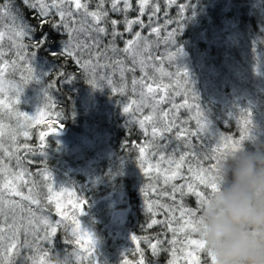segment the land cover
<instances>
[{"label":"trees","instance_id":"1","mask_svg":"<svg viewBox=\"0 0 264 264\" xmlns=\"http://www.w3.org/2000/svg\"><path fill=\"white\" fill-rule=\"evenodd\" d=\"M133 1L136 5L126 13L127 18H140L144 20L145 25H148L147 12L145 11V15L140 17L138 0ZM218 1L172 0L171 3L169 0L151 1L150 3L159 4L160 7V11L157 13L159 18L157 24L158 27H161L158 37L159 49H161L159 53L162 51L163 56L168 58L165 49L174 44L166 46L164 40L168 32L179 29L183 22L174 43L178 47L186 48L189 53L192 51L190 41L194 40V47L204 58H220L227 61L224 67L228 72L225 73V71L223 74L234 76L232 68H228L230 65L241 71L250 68L254 60L261 64L264 58V0H222L220 4L217 3ZM14 4L16 11L24 16L29 24L35 26L38 23L35 13L31 9L24 8L20 0H14ZM181 6H184L183 12ZM104 8L109 11V19H117L121 22L117 25V30L123 32L124 35L122 38L116 39V46L119 49L125 47V41L131 39L135 32H146L149 29L133 24L132 32H126V26L119 13L110 10V2H107ZM147 9L150 10V6L147 5ZM58 19L56 11H51L47 17L50 22H57ZM169 20L173 23L168 24L167 21ZM107 27L111 31L112 26L108 24ZM37 31H41V29H37ZM42 31L49 37L47 44L40 49L30 47V50L36 51L39 56L52 62L45 80L48 83H54L56 87V91L50 94L54 106L39 121L41 124L38 122L39 124L30 127L26 141L20 143L21 145H28L32 150L31 152H28L24 146L20 147L18 152L14 151L8 142L10 148L6 150L16 152L21 158V165H17L14 157L7 156L4 148H0V157L4 161H8L16 173L24 172L23 181L20 182L19 187L23 186L28 193L29 189H32L34 198L40 201L39 205L30 203L29 209L47 217L53 224L55 221L61 220L51 243L48 241L43 243V250L49 255L47 258L49 257L48 259L53 264L52 261L58 252L67 255L70 252H79L85 249L83 247L87 241L84 238L87 236L85 224L83 222L80 224L83 232L77 230L76 236H73L71 232V229L75 227L74 221L77 220L74 216L78 214V218L90 220V233L102 241L104 249L100 250V258L97 260L103 261L104 264H125V261L129 264H137L141 258V251L144 254L145 264H157V260L158 264H167L169 260L173 259L171 254L173 248L177 249L176 264H186L187 252L189 251L193 252L194 257L199 260V264H211L210 255L206 248L197 249L195 246L187 244L188 239H201L198 233L192 232L187 226H185L184 232H176L175 244L165 243L163 249L160 250L159 257H154L148 246L149 240L156 243V239H153L156 237L171 242L173 234L162 224L153 225L151 228L148 225L152 219L164 221L172 219L173 215L177 217V220H172V228L178 229L183 224V220L178 222L179 209L173 213L167 208L161 207L162 205L175 207V205L171 196L163 195L160 190L170 191L171 184H185V177L190 174L186 164L182 166L179 178L165 184L164 174L168 168L167 159L175 158L178 160L180 154L194 150L199 165H196V161H192L193 166L207 169L214 162V157L218 154L217 149L223 146L219 142L209 139L210 134L205 130L200 133L199 138H193V148L191 149L186 146L184 140L176 138L178 128H174L171 133H165L164 139L159 137L154 139L150 131L143 132L138 122L127 118L123 112L128 100L125 97L127 95H124L123 92L121 95L117 93L114 97L117 99L118 105L108 109L103 108L100 112L90 108L87 112L81 111L79 116L75 118L72 115V101L78 102L80 90L89 81V77L87 73L81 71L72 58L53 55V53H59L62 50L59 43L65 37L63 30L51 31L50 25L45 24ZM195 35H201L202 38H198V36L196 38ZM203 35L206 36L205 39ZM216 35L226 39L224 44L226 47L215 46L214 40L211 41L210 39ZM104 38L107 45L111 36ZM39 39V36L23 38L28 45L37 44ZM226 53L228 56H225ZM122 58L125 69L135 68V71H125V74L128 72V79L129 73H135L136 76L142 73L127 54L121 52L119 59ZM193 62L199 65L198 61L193 60ZM167 64L166 68L171 71V74L176 73L178 68L181 73L183 67L189 69L188 65L181 63L172 64L167 61ZM59 67H64L65 77L69 74L75 75V77L66 79L61 83L57 76L60 71ZM174 77L175 75L168 79L162 78V82L145 78L146 82L154 86L155 82L159 83L158 86H167L161 90L162 95L166 94L164 102L161 103L165 111H168L169 106L167 100L178 90L177 86L172 85V83L182 79V75L177 78ZM72 80L73 82H71ZM197 82L199 83L196 87L198 89L194 91L197 98L192 95L188 87L186 89L189 91L187 95L184 94L185 98L174 100L176 105H179L180 101H187L190 106L199 104L207 112L208 124H213L216 129L222 132L224 137L240 138L241 135H244V126L241 121L244 110H240L236 105L243 106L244 103L250 102L249 94L255 92V87L247 83L248 94L243 97L244 100L240 101L242 103H238L237 97L240 96V93L237 89H234L233 93H229L235 102H228L217 99L210 89L200 86V79H197ZM227 83L231 87L225 85V91L234 86V80H229ZM261 84L264 86V78L261 79ZM77 85L79 86L76 87ZM255 98L258 102L255 103L257 106L251 104L252 115L256 116L257 114V116L264 117V88H259V94ZM245 110L248 109L245 108ZM139 115H142V112L138 111L137 116ZM187 115L183 110L180 121L177 120L175 123L180 127L195 131L197 124H180L181 121H185ZM254 119L259 120L258 117ZM46 120L63 124L65 127L60 133L47 135L45 145L41 147V130L49 125L43 124ZM159 125L161 127V124ZM68 132L73 133L75 138L70 141H62L61 136L66 138L64 134ZM83 134H87L89 137L86 143L80 139V135ZM101 137L104 143L97 144L95 140ZM251 137L257 139L255 141L257 144L247 139L242 146L250 150L264 148V140L262 139L264 133H259V124L258 127L252 124ZM155 144L167 145V148L162 153H157V149L153 146ZM74 146H79L81 149L72 152ZM140 147L145 149L144 165L148 169L147 173L140 166ZM148 149L150 152L146 153ZM153 153L157 154L153 155ZM228 153H225L219 162ZM160 154L164 155L165 161L160 160ZM157 165H159V170H157ZM218 167L219 163L215 173L217 176ZM47 173H51V176L47 177ZM167 175L170 176L171 171H167ZM220 179L221 177L218 176V184ZM26 181L29 184L28 188L25 186ZM191 182L198 187V190L205 192L208 199L215 194L211 193L210 188L199 185L198 181L192 180ZM142 189L148 193L147 196L144 195ZM185 192H187L186 188ZM82 200H87V204L79 205L78 202ZM57 202L60 205L59 212L56 211ZM150 202L153 203L151 213L147 207ZM176 203H182L186 209L195 210L196 219L201 214V208L195 196L185 195L183 198L177 196ZM118 207L125 209L121 220L113 217L114 209ZM81 209L83 210L82 215ZM187 218L185 217V219ZM38 232L40 236L45 234L44 229L39 228ZM133 235L138 237L139 244L132 239ZM77 237L80 238V245L75 243ZM26 239L32 241L33 237L26 235L24 238H19L17 248L13 250L14 254L11 256L12 264H33L30 259V253L33 249L22 246ZM96 251L98 252V250ZM23 254H26V257H23ZM83 258L85 259V256ZM92 263H95V260L85 259L84 264ZM76 264L83 263L80 260ZM187 264H192L191 257H187Z\"/></svg>","mask_w":264,"mask_h":264},{"label":"snow or ice","instance_id":"2","mask_svg":"<svg viewBox=\"0 0 264 264\" xmlns=\"http://www.w3.org/2000/svg\"><path fill=\"white\" fill-rule=\"evenodd\" d=\"M171 3L172 0H169ZM20 3L24 8L31 9L35 13V18L38 20V23L33 26L29 24L24 16H21L19 12L16 11V6L14 4V0H0V16H9L11 21L14 23L19 20L18 28L12 30V36L9 37V40L12 42V45L15 49H18L14 52V55L17 57V60L23 62L26 65L27 76L22 77L24 82H29L34 78L35 68L33 67V59L35 57L36 51L28 52L26 51L29 47H34L40 49L44 47L48 42V35L45 34L42 29L45 24L50 25L51 31H61L63 30V34L66 39L62 42V50L59 53H53V55L61 56V57H70L73 61L80 67L81 71L87 73L89 82L93 85H97L98 72L96 69L100 68V60H109L112 61V67L119 66L120 68V77L123 78L125 71H135V68L125 69L123 67V61L115 59V56L121 52L128 54L132 57V62L134 65H138L140 69L144 72V78L140 80L133 79V91H135L136 86L139 85L141 88L140 91V101L137 103L133 101L132 104L136 105V110L142 112L144 108H151L152 113L156 114L158 112V106L164 102L166 94L161 95L159 99L156 98L157 92L161 91V88H166V85L153 87L151 83H145V78L148 77L147 68L149 67V62L153 59L151 54L149 53V49L152 45L149 43L147 37H142L139 31L135 32V38L129 39L125 41V47L123 49H119L116 46V39L118 37L122 38L124 33L117 30V25L121 23L116 19H109V11L104 8L105 0H98L96 4V10H89L90 0H52V3H46L45 0H20ZM111 8L110 10L114 13H127L132 10L133 0H110ZM121 5H123L121 7ZM148 5V0H138L139 6V16L143 17L145 15V8ZM50 9H55L56 14L58 15L57 22H50L47 20L49 16ZM22 11V9H21ZM160 7L159 4H155V6L151 9L152 15L148 17L149 24L145 25L144 20L137 18L134 20L128 19L125 15V19L123 23L125 24V31L132 32L133 24L139 25L141 28L148 27L151 29V33L155 34L159 37L160 29L157 27H152V18L157 13H159ZM181 11H184V6H181ZM183 21V18H182ZM168 24L173 23V21H167ZM110 24L112 26L111 31L107 25ZM183 26V22L180 25L179 29H173L168 32L167 37L164 42L165 45H173L175 42V38L177 34L180 32ZM37 29H41V31H37ZM30 36H39V42L35 45H27L18 43L19 40L23 38H27ZM111 36V40L107 45L103 43V38ZM4 33L0 32V40H3ZM13 37L15 39H13ZM83 37V39H82ZM86 41H91L86 42ZM2 47V46H0ZM103 48V51H101ZM182 49H175V51L168 52V59L175 60V57ZM111 54V56H109ZM5 53L0 50V92H3V78L5 74L12 70L16 69L17 60H6L4 59ZM84 57H87L85 59ZM108 65H103V67H107ZM154 67V65H152ZM170 75H182L184 78L185 84H189V76L187 69L181 70L178 68L176 73ZM60 77H65L64 72H59ZM75 75L69 74L64 80L69 78H74ZM113 82L111 79L108 80V84L111 85ZM53 85L49 84V88H52ZM117 89L113 88V92H116ZM120 92H123V88L119 89ZM188 89H186L185 95L188 94ZM192 95L197 98L196 94L193 92L192 88L190 89ZM20 93L21 87L16 86L13 95L16 97L14 101L9 104H6L3 99H0V106L5 107L10 112L14 111V105H18L20 103ZM48 100H51V97L48 96ZM177 107H189L187 101H185L184 105L176 106L173 105V109ZM131 105L124 106L123 111L125 113H130ZM197 117L196 124L197 128L195 131H190L187 128L180 127L175 123L177 117L175 112H173L171 119H169L168 112H162L159 114V123L161 127H157V119L154 118L153 115L143 116L142 119L138 120L139 127L147 132V128L145 127L146 123H150L151 127V135L155 139L159 137L160 139L165 138V133H171L174 128H178L179 130L176 132V138L182 139L185 141V144L188 148H193L192 141L193 138H199L200 133L207 128V121L204 116L203 111L199 104L195 105ZM244 115L241 117L242 123L244 126V135L240 136L239 140H231L229 138H221L223 140V147L217 149V155L214 157V162L211 163L210 167L205 169L203 167H195L192 164V161H196V165H199V160L197 159V154L193 150L192 152H184L179 155V159L175 158L167 159L166 163L168 168L164 174V183L169 184L170 181L175 180L181 176V168L187 164V171L190 174L188 177H185V184L177 185L171 184L170 191L160 190L165 196L170 195L175 207L169 205H162L161 207L167 208L170 212H175L179 209V220H183V224L180 227L172 228V220H177L175 215L172 216V219L158 221L156 219H152L151 223L148 225L151 228L153 225L162 224L167 227L173 234V239L171 242L160 240L156 237V243H152L149 240V248L152 251L154 257H159L160 250L163 249V245L165 243L175 244V234L177 231L184 232L185 226L191 229L192 232L199 234V225L198 219H196V212L192 209H186L183 207L182 203L177 204L176 199L177 196L183 198L185 195L195 196L199 202V206L202 209L204 204L207 203L208 197L205 195V192L198 190L197 186L191 182L192 180L198 181L199 185H204L210 188L212 194H214L219 189L218 184V176L215 174L217 165L219 163L220 158L230 151L238 150L243 142L250 138V132L252 127V112L251 110H244ZM18 116H23L25 119L28 118V114L17 113ZM133 118L135 119V114H133ZM187 123L186 121H181V124ZM2 125H0V129H2ZM26 127V125H25ZM0 135H2V131H0ZM17 132H11V139L15 141ZM47 134L41 132L40 140L43 142L45 136ZM23 136L28 137V131H23ZM157 149V153H162L164 149L167 148V145H153ZM2 147V145H0ZM43 147V145H42ZM24 148L31 152V148L28 145H24ZM19 149H17V152ZM140 152V166L144 169L145 173H147L148 169L145 168L144 165V152L145 149L143 147L139 148ZM5 153L9 157H14L17 165H21V158L16 152H8L5 150ZM153 153V155L157 154ZM160 160L165 161L164 155L160 154ZM174 166V168H173ZM157 170H159V165L156 166ZM167 171H171V175H167ZM0 172H5L7 176L12 177V179H5L4 183L0 185V220L3 223L7 224V227H0V264H12L11 255L13 250L17 248V244L19 242V233L21 228L23 229L26 235H30L33 237L32 241H28L27 239L23 241V247L31 248L33 243L39 239L41 241H48L51 243L52 238L55 237L57 233V227L61 224V220L55 221L53 224L47 217H39L37 218L36 213L32 212L31 209H28L26 214L23 206L16 200L12 199V196L20 197L23 200H28L33 205H39L40 201L34 198L33 190L29 189V195L24 196V194L17 190V183L23 181L24 172L20 173L12 172L4 163L3 160H0ZM47 177L51 176V173L46 174ZM185 188L187 192H185ZM142 192L145 196L148 195L144 189ZM158 193V194H160ZM82 204H87V200H82ZM148 211L151 213L153 210V203L148 204ZM60 205L59 202L56 203V211L59 212ZM24 214V215H22ZM83 214V210L81 209V215ZM63 215V214H61ZM167 215V213H165ZM185 217H188L185 219ZM75 227L71 229L72 235H77V230L81 229L80 221H74ZM43 226L44 235L41 237L39 235L38 229ZM67 230V228H66ZM89 243L91 244L90 251H94L96 247V240L92 233L87 234ZM132 239L137 241L139 244L138 237L133 235ZM70 242V241H69ZM77 245H80V238L77 237L75 240ZM188 245H193L197 249H204L205 243L202 239H188ZM159 245V248H158ZM172 257L173 259L169 260L167 264H176V254L177 249H172ZM210 255L211 264H216V258L214 254L208 251ZM44 256H47V253H44ZM70 264H76L77 261L82 260V254L80 252H70L67 254ZM140 260L137 264H145L144 254L141 251ZM187 257L192 258V264H199V260L194 257L193 252H187ZM186 257V264H187ZM95 260V264H99V261L93 257ZM38 264H48L45 261L44 257H40ZM125 264H129V262L125 261ZM158 264V260H157Z\"/></svg>","mask_w":264,"mask_h":264},{"label":"rangeland","instance_id":"3","mask_svg":"<svg viewBox=\"0 0 264 264\" xmlns=\"http://www.w3.org/2000/svg\"><path fill=\"white\" fill-rule=\"evenodd\" d=\"M151 1H153V0H148V6H150V10H148V9L146 10V8H145V11L147 12V16H146L147 19L149 16L152 15L151 9L155 6V4L153 5V3H150ZM221 1L222 0H219L217 3L220 4ZM45 2L51 4L52 0H45ZM57 2H58V0H57ZM82 2H83V0H82ZM107 2H110V0H105L104 7H105ZM97 3H98V0H90L89 10L90 11L96 10V4ZM134 5H136V4L133 1V6ZM122 6L123 5H121V7ZM51 11H55V9H50V12ZM125 15H126L125 13H119V16L123 20L125 19ZM131 20H134V18H132ZM158 21H159V18L156 14L152 18V22H151L152 27H157V28L161 29V27H158V24H157ZM19 23H20L19 20L15 21L13 23L9 16H0V32L4 33L3 40H0V46H2V47H0V50H2L5 53L4 59L9 60V61L17 60V57L14 55V52L17 51L18 49H15L13 47L12 42L9 40V37L12 36V30L18 28ZM147 24H149V19H148ZM111 29H112V27H111ZM199 34H201V33H199ZM141 36L147 37L149 43L152 45V47L149 49V53L151 54L153 59L149 62V67L147 68L148 77H150L151 81L155 80V81L162 82L161 81L162 78L168 79V78H170V76H174V75H170L171 71L166 68V65H168L167 61H170L172 64H175V63L180 64L181 63L182 65H188V67H189V69H187L186 67H183V69H187L188 76H189V84H185L183 77H182V79H179L175 83H172V85L177 86L178 90H176L177 92H174V94H172V96L170 98L168 97L169 98L167 100V104H169L168 109H167L168 111H165L164 106H161V104H160L158 106V112L156 114H153L151 108L149 107V108H144L142 111V115L137 116L138 111L136 110V105L132 104V102L136 101L137 103H139L141 88L139 85H137L135 91H133L132 80L133 79L140 80L141 78H144V72L140 69V67L138 65H136V66H138L139 71L142 73H139V75H137V76L135 73H129V79H130L129 80L127 77L128 72L126 74L124 72V76H123V78H121L120 74H119L120 73L119 66L112 67V61H111V59H109V60H100V65H102V66L100 68L96 69V71L98 72V76L96 77L97 85H93L89 81L86 82L84 87H82V89L80 90L81 92H80V95L78 96V102H76L74 100L72 101L73 102L72 115L75 118H77L79 116L81 111L87 112L88 110H90V108H93L94 111L100 112L101 109H103V108L108 109L110 107H114L115 105H118V101L114 97L116 96L117 93H119V95H121L122 92H120L119 89L123 88V94L127 95L125 97L128 99L127 104L125 106L131 105L129 114L125 113L123 111L125 113V115L127 116V118H129V119H132V120H135L136 122H138V120L142 119L143 116L153 115L154 118L157 119V125L156 126L160 127V125H159L160 124L159 123V114L160 113L168 112L169 113V119H171L173 112H175V115L177 117L176 121L177 120L180 121L181 112L184 110L188 114L186 116V119H185V121L187 123H185V124H196L197 112H196V108L194 105L190 106V103L187 102L189 107H177L176 109H173V105H176V103L174 102L175 99L179 100L181 98H185L184 94H185L186 88L189 87V90L192 88L193 92L198 89V88H196L197 85L199 84L197 82V79H200V82H201L200 86H202V87L204 86V87L210 89V91H212V93L215 95V97L217 99H220V100H225L228 102H235V100L232 99L231 96H229V93H233L234 89H237L240 93V96L237 97L238 103L241 100H244L243 97L248 94L247 83H250L252 86L255 87V92L249 94L250 102L244 103L243 106L240 104H238L236 106L240 110H245V108H247L248 110L252 111L251 104L255 105V103L258 102L255 97L258 96V94H259V88H264L263 84H261V79L264 78V58H263L261 64L257 60H254V61H252L250 68L245 69V70H241V71H239V69H234L233 65L229 64L230 66H228V68H232L233 73H234V76H231V75L223 74V72H225V71H226L225 73L228 72L224 67L227 61H224L220 58H218V59H216V58H204L202 56V54H200L197 51V49L194 47V42H195L194 40L190 41L192 51L191 52L189 51V53L186 50V48L178 47L175 43L172 47H168L167 49H165L167 55H168L169 51H175V49H178V48L182 49L178 53V55L175 57V60H169L167 58V56H165V57L163 56L162 51H161V53H159V50H161V49H159L160 41L155 34L151 33L150 28L146 32H141ZM197 36L198 35H195L194 37L197 38ZM205 37L206 36H204L203 38L205 39ZM134 38H135V34L133 35V37L131 39H134ZM198 38H202V36L199 35ZM13 39H15V38L13 37ZM62 39L63 40L61 41V43H59L60 47H62V42L66 39V37H64ZM82 39H83V37H82ZM210 40L211 41L214 40L216 47H226L224 45L226 39L225 38L222 39L220 35L212 36ZM86 42L90 43L91 41H86ZM105 42H106L105 38H103V43L105 44ZM18 43L27 44L23 39L19 40ZM30 49L31 48L29 47L26 49V51L32 52ZM101 51H103V48L101 49ZM109 56H111V54H109ZM119 56H120V53H119ZM119 56L116 55L115 59L123 61V58L119 59ZM225 56H228L227 53L225 54ZM84 58L87 59V57H84ZM129 58L132 59L131 56H129ZM162 58H164V59L162 60ZM193 60L198 61L199 65H196L193 62ZM51 64H52V62L50 60H46L45 58H43L42 56H39L36 53L35 57L33 59V67L35 68V75L31 81H29V82L23 81L22 77L27 76L26 65L19 60H17V63H16V69H18V70H12V71H9L5 74V76L3 78V92H0V99H3L6 104H9L12 101H14L16 97L13 95V93L15 91L16 86L21 87V93H20V103L18 105L13 106L14 111L10 112L5 107L0 106V125L3 126L2 129H0V131H2V135H0V145H2V147H0V148H4L5 150L7 148H10V147H8V142H10L12 149L14 151L15 150L17 151V149L20 150V147L24 146V145H21L20 143H22V141H26V139H27V137L23 136V131H28L30 129V127L34 124H39L40 123L39 121L43 118V116H45L48 113V111L50 110V108H52L54 106V103L52 101L53 99L48 100V96L51 97L50 94L54 93L56 91V87H55L54 83H48L45 80V77L48 74L47 72L50 71ZM103 65H108V66L103 67ZM152 65H154V67ZM190 69H191V71H190ZM177 77L178 76L175 75L174 78H177ZM63 79H65V77H63ZM63 79L60 80L61 83H62ZM109 79H111L113 82L111 85L108 84ZM146 79H149V78H146ZM146 79H145V83H149V82H146ZM229 80H234V86L225 91L226 86L231 87V85L229 83H227V81H229ZM71 82H73V80ZM49 84H52L53 87L49 88ZM69 84H70V82H69ZM158 85H159V83L155 82V86L153 85V87H157ZM113 88L117 89V91L113 92ZM161 90H162V88H161ZM172 92H173V90H172ZM160 95H162V91L157 92L156 98L159 99ZM123 100H125V99H123ZM240 103H242V102H240ZM184 104H185V101L184 102L180 101L179 105H176V106H181ZM95 106H98V107H95ZM255 106H257V105H255ZM201 110L203 111L204 116L206 118L207 128H209L208 131H207V128L205 130V132H208L210 134L208 136L209 139H213V140L219 142L220 145H222V146H223V144H222L223 140L221 139L222 137L223 138H229L231 140H239L240 139L237 137H224L222 135V132H220L219 129H216L213 126V124H208L209 120H208V117L206 116L207 112L204 111L203 108H201ZM24 112H26L28 114L27 119H25L23 116L17 115V113H24ZM133 114H135V117H136L135 119L133 118ZM256 117H258V119L260 121L256 120V119H252V124H255L257 127L259 124V133L263 134L264 133V117H261L260 115L257 116V114H256ZM252 118H254L253 115H252ZM43 124H49L48 127L57 126L59 128L57 133H60L62 130H64V127H65L63 124H59V123L57 124V122H53L50 120H48V121L46 120L45 123H43ZM180 124H181V122H180ZM25 125H26V127H25ZM48 127H46V128H48ZM145 127L147 128V132H149V131L151 132L152 125L150 123H146ZM13 131L17 132L15 141H13L11 139V132H13ZM41 132H42V130H41ZM143 132H144V130H143ZM64 136L66 138H64L63 135L61 136L62 141H64V140L70 141V140H73L75 138V135L71 132L64 134ZM80 136H81L80 139L82 141H84V143H86L89 140V137L87 134H83ZM262 139L264 140V137H262ZM249 140L254 141V142L257 141V139H254L251 137V132H250ZM16 142L19 143L20 145L17 144ZM95 142L97 144L104 143V141L102 140V137L97 138L95 140ZM254 144H257V142H255ZM12 149H11V151H13ZM79 149H81L79 146H74L72 152H74V151L77 152ZM108 151H109V149H108ZM149 152H150V150L148 149L146 153H149ZM72 154H74V153H72ZM0 160H3V159L1 158ZM4 163L12 172L16 173V170L11 167V165L8 161L5 160ZM5 179H12V177L7 176V174L5 172H0V185H2L4 183ZM26 183L27 184L25 186L28 188L29 184L27 181H26ZM20 184H21L20 182L17 183V190L22 192L24 194V196H28L30 193H28L23 186H21V188H20L19 187ZM11 198L18 201L23 206V208L25 210V214H26L27 210L29 209L28 205L31 202L28 200H23L20 197H16V196H12ZM78 203H79V205L82 206L81 202H78ZM81 206H80V208H81ZM124 210L125 209L119 208V207L115 208L114 213H113V217L115 216L116 219L121 220L123 218V211ZM22 215H24V214H22ZM36 216H37V218L43 217L39 213H36ZM78 216L79 215L77 214L76 216H74V218L79 220L80 224L82 222L85 224L86 234L91 232L90 220H88V219L85 220V218H78ZM0 227L6 228L7 224L3 223L2 220H0ZM40 229L43 230L42 225H41ZM25 236H26V234L24 233L23 229L21 228V231L19 233V238H24ZM84 238H86V240H87L86 243L83 244V247L85 249L79 251L82 254V260H81L82 263L84 264L85 259H87V258L90 259L91 261H94L93 257H95L96 259L99 260L100 250L102 248L104 249V245H103L102 241L98 237H94L96 240V247H95L94 251H90L92 246L89 243L88 237L85 236ZM43 243H44V241L37 239V241H35L33 243V246L31 247L33 250L30 253V259H31V261H33V264H38L39 258L42 256L44 257L45 261L48 262V264H52L50 262V260L48 259L49 257L47 258V256H49V255L47 254V256H44V254H42V253H46L43 250ZM96 250H98V252ZM13 254H14V252L12 253V255ZM83 256H85V259L83 258ZM23 257H26V254H23ZM92 264H95V263H92ZM99 264H104V263H103V261H99Z\"/></svg>","mask_w":264,"mask_h":264},{"label":"clouds","instance_id":"4","mask_svg":"<svg viewBox=\"0 0 264 264\" xmlns=\"http://www.w3.org/2000/svg\"><path fill=\"white\" fill-rule=\"evenodd\" d=\"M219 189L198 217L199 236L216 264H264V148L244 146L220 162ZM53 264H70L59 252Z\"/></svg>","mask_w":264,"mask_h":264},{"label":"water","instance_id":"5","mask_svg":"<svg viewBox=\"0 0 264 264\" xmlns=\"http://www.w3.org/2000/svg\"><path fill=\"white\" fill-rule=\"evenodd\" d=\"M58 130H59L58 127H49V128L44 129L42 132L48 135L49 133L57 132Z\"/></svg>","mask_w":264,"mask_h":264},{"label":"bare ground","instance_id":"6","mask_svg":"<svg viewBox=\"0 0 264 264\" xmlns=\"http://www.w3.org/2000/svg\"><path fill=\"white\" fill-rule=\"evenodd\" d=\"M63 40V39H62ZM61 40V41H62ZM61 43V42H60ZM59 72H64V67H59ZM58 76V78H59V80H61V79H63V77H60L59 76V74L57 75ZM66 78V77H65ZM62 81H65L64 79L62 80ZM79 85H77L76 87H78ZM254 118L256 117V116H253ZM254 118H252V119H254ZM257 118V117H256Z\"/></svg>","mask_w":264,"mask_h":264}]
</instances>
